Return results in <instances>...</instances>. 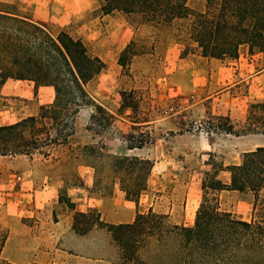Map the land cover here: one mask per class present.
<instances>
[{
	"label": "rangeland",
	"instance_id": "rangeland-1",
	"mask_svg": "<svg viewBox=\"0 0 264 264\" xmlns=\"http://www.w3.org/2000/svg\"><path fill=\"white\" fill-rule=\"evenodd\" d=\"M77 1V0H76ZM70 0H0V9L31 16L53 33L67 30L98 55L105 67L86 84L90 95L107 109L121 112L104 131L85 130L90 109L76 117L75 140L103 142L108 153L97 164L98 173L74 159L76 151L60 147L40 156H8L0 164V264H115L118 249L104 228L84 235L71 228V212L58 202V194L74 200L77 210L95 208L107 223L131 221L135 211L152 208L174 224L189 226L202 198L201 181L212 165L239 163L244 152L264 145L262 134L239 136L208 131L210 117L228 115L235 128L244 121L248 105L264 97V51L250 55L242 49L235 59L210 60L184 54L192 42L187 34L190 17L155 27L122 14L100 15L98 0L67 16ZM79 2V0L77 1ZM194 11L205 0H187ZM64 24V28H62ZM147 51L130 64V76L116 63L130 40ZM134 90L139 108L122 109L120 92ZM42 97H34L27 81L8 80L0 90V125L35 115ZM148 115L153 142L135 154L152 160L146 188L137 202L125 199L117 179L107 170L110 157L126 152L130 119ZM95 162V161H94ZM218 178L228 181L221 170ZM68 188V190H67ZM220 206L249 218L253 196L248 192H217ZM55 215V217H54ZM5 236V240H1ZM157 242L140 251L146 258Z\"/></svg>",
	"mask_w": 264,
	"mask_h": 264
},
{
	"label": "trees",
	"instance_id": "trees-1",
	"mask_svg": "<svg viewBox=\"0 0 264 264\" xmlns=\"http://www.w3.org/2000/svg\"><path fill=\"white\" fill-rule=\"evenodd\" d=\"M95 11L102 16L119 13L155 27L190 17L187 34L192 46L182 52L185 55L223 60L237 58L242 49L250 55L264 51V0H205L202 11L192 10L187 0H98ZM137 42L130 39L117 55L116 63L124 75L130 76L136 56L147 53ZM104 67V61L67 30L53 33L43 24L0 9V89L13 79L32 83L35 89L51 86L54 90L52 101L39 105L35 115L0 125V164L8 156L47 159L54 150L66 147L76 151L74 159L84 160L97 174V164L108 154L105 144L75 140V122L79 111L89 108L85 130L98 134L120 115L97 102L86 89ZM120 98L122 109L134 112L139 108L141 100L134 90H122ZM129 121L126 152L111 156L106 169L117 179L125 199L137 202L153 162L135 150L154 139L147 129L148 115ZM204 123L208 131L264 135V97L248 105L238 129L228 115L210 117ZM212 166L213 171L202 178V198L189 226L171 223L167 214L152 208L136 210L131 221L107 223L95 208L76 210L66 194H58V202L71 212V228L76 234L84 235L93 227L108 232L118 249L115 264H264V145L244 152L239 163ZM221 170L229 173L228 181L218 178ZM221 190L251 193L249 218L223 209L217 195ZM152 239L157 245L144 258L140 251Z\"/></svg>",
	"mask_w": 264,
	"mask_h": 264
},
{
	"label": "crops",
	"instance_id": "crops-1",
	"mask_svg": "<svg viewBox=\"0 0 264 264\" xmlns=\"http://www.w3.org/2000/svg\"><path fill=\"white\" fill-rule=\"evenodd\" d=\"M78 1V0H77ZM76 0H70V2H67L68 3V6H67V16L69 17V16H71L72 15V13H70V12H76V11H78L79 9H80V7H88V5H90L91 4V2H92V0H79V2H77ZM4 10V9H3ZM17 14V13H16ZM19 15H22V14H19ZM22 16H25V17H27V18H29V19H31V20H33V21H35V22H38V23H40V24H43L44 26H46L47 27V24L46 23H44V22H42V21H39V20H36V19H34V18H32L31 16H27V15H22ZM142 24H145V23H139L138 25H137V27L135 26V29H134V31H136V29L138 28V26H140V25H142ZM62 28H64V24H62V26H61ZM194 55H196V54H194ZM197 56H199V55H197ZM199 57H201V58H205V59H210V60H219V59H214V58H206V57H202V56H199ZM223 60H225V59H223ZM9 80H13V79H9ZM8 81V80H7ZM6 81V82H7ZM13 81H24V80H13ZM5 82V83H6ZM5 83L3 84V86L5 85ZM28 84H29V86L31 87V90H32V93H33V95H34V97H42V92H46V100H44V101H42L41 99H40V103L41 104H46V103H50L51 101H52V99H53V97H54V90H53V88L51 87V86H39L37 89H35L34 88V85L32 84V83H29L28 82ZM2 86V87H3ZM2 87H1V89H2ZM0 89V90H1ZM40 104V105H41ZM125 150H126V148H125ZM136 151V150H135ZM67 190H68V188H67ZM68 195H69V193H68ZM70 196V195H69ZM72 200V199H71ZM73 202H74V200H72ZM77 210V209H76Z\"/></svg>",
	"mask_w": 264,
	"mask_h": 264
}]
</instances>
